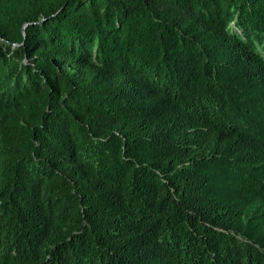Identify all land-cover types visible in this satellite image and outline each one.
<instances>
[{
  "label": "trees",
  "instance_id": "trees-1",
  "mask_svg": "<svg viewBox=\"0 0 264 264\" xmlns=\"http://www.w3.org/2000/svg\"><path fill=\"white\" fill-rule=\"evenodd\" d=\"M0 264H264V0H0Z\"/></svg>",
  "mask_w": 264,
  "mask_h": 264
}]
</instances>
